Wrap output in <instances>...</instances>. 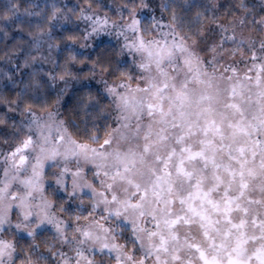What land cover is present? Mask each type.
I'll return each mask as SVG.
<instances>
[{"label":"clouds","instance_id":"1","mask_svg":"<svg viewBox=\"0 0 264 264\" xmlns=\"http://www.w3.org/2000/svg\"><path fill=\"white\" fill-rule=\"evenodd\" d=\"M255 65L264 66V0H0V264H86L81 251L91 264H131L129 253L156 264L133 228V211H112L133 191L113 178L114 154L143 151L144 132L160 126L146 105L162 100L167 107L173 85L186 84L194 98L211 93L221 113L233 85H242L251 118L264 91ZM153 83L168 87L154 96ZM125 99L137 104L135 114ZM177 131L169 129L161 155ZM28 137L29 149L15 153ZM82 144L95 158L77 154ZM50 146L57 148L53 158L43 151ZM19 155L27 157L23 167L15 163ZM38 158L44 167L37 190L21 180L33 177ZM147 160L156 163L154 154ZM131 175L142 185L151 179L139 164ZM176 190L188 185L179 181ZM249 195L259 201L250 205L251 234V217L264 219V190L253 187ZM85 230L95 238H84ZM179 232L181 243H205L196 224ZM104 237L118 249L101 247ZM180 255L183 264H199L191 248Z\"/></svg>","mask_w":264,"mask_h":264},{"label":"snow or ice","instance_id":"2","mask_svg":"<svg viewBox=\"0 0 264 264\" xmlns=\"http://www.w3.org/2000/svg\"><path fill=\"white\" fill-rule=\"evenodd\" d=\"M167 55H172L170 49ZM254 67L259 88L264 81V66ZM161 71L166 78V70ZM202 83L211 87L210 82ZM167 87V83H153V95L159 96ZM173 88L175 94L167 107L162 100L146 105L149 114H157L160 126L144 132L143 151L133 148L114 154L119 167L113 178L128 183L133 191L131 196L119 200L118 207L112 211L118 216L133 211V228L139 232L142 246L156 264H183L180 252L184 247L195 252L199 264H264V243L249 250L250 242L264 241V219L253 215L251 223L257 231L251 234L248 231L250 205L259 203L253 201L249 192L253 187L264 190V184H254L264 178V139L261 138L264 136V103H261L264 91L259 92L256 100L260 108L249 118L242 105L245 91L242 85H233L223 105L227 111L223 113L217 111L218 98L211 93L194 98L186 84L173 85ZM124 104L130 113L137 112V104L132 99H125ZM228 112L235 118H227ZM169 129L178 131L172 146L161 155L158 146L168 142ZM194 137L198 138L196 142H193ZM30 144L31 137H28L15 153L27 151ZM76 148L79 155L93 158L97 155L88 145ZM43 151L48 158L57 154L55 146ZM220 153L227 159L218 158ZM148 154H154L155 164L147 160ZM26 162L27 157L19 155L15 163L23 167ZM197 162L200 167L196 166ZM138 164L147 168L151 177L149 183L142 185L133 179L131 173ZM43 167L44 160L38 158L33 165V177H24L21 182L38 190ZM179 181L188 185V190L182 194L176 190ZM112 200H117L115 194ZM177 204L182 206V212H176ZM146 217L150 218V228ZM192 224L199 227L204 244L187 237L181 243L179 229H188ZM83 237L95 238V233L85 230ZM101 247L118 249L119 246L109 244L104 237ZM77 255L91 264L82 251ZM126 258L131 264H144L145 260L144 256L139 261L134 260L131 253Z\"/></svg>","mask_w":264,"mask_h":264}]
</instances>
